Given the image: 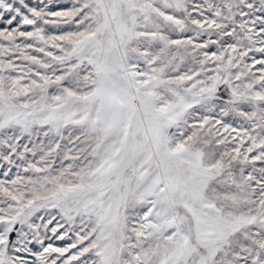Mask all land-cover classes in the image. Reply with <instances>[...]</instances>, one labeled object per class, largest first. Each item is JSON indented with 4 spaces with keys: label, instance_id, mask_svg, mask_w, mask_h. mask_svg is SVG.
Masks as SVG:
<instances>
[{
    "label": "snow or ice",
    "instance_id": "obj_1",
    "mask_svg": "<svg viewBox=\"0 0 264 264\" xmlns=\"http://www.w3.org/2000/svg\"><path fill=\"white\" fill-rule=\"evenodd\" d=\"M0 264H264V0H0Z\"/></svg>",
    "mask_w": 264,
    "mask_h": 264
}]
</instances>
